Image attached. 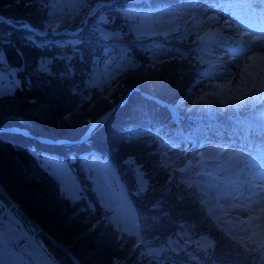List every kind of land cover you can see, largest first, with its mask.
Instances as JSON below:
<instances>
[{
  "label": "trees",
  "instance_id": "1",
  "mask_svg": "<svg viewBox=\"0 0 264 264\" xmlns=\"http://www.w3.org/2000/svg\"><path fill=\"white\" fill-rule=\"evenodd\" d=\"M99 1L109 0H72L63 8L55 0H0V14L17 24L0 17V72L14 85L0 93V126L73 139L112 108L78 143L48 145L0 130V212L6 206L14 210L54 264H264V236L240 231L246 220L223 222L241 205L232 195L243 190L231 183L248 179L245 168L255 163V155L236 165L241 151L216 152L196 158L194 168L182 172L167 160L155 131L169 116V106L139 90L128 92L139 86L175 103L206 74L209 60L201 42L211 37L188 32L199 20L196 13L183 20L182 11L171 33L133 29L141 13L189 0H114L85 21ZM55 21L58 29H80L53 33L48 29ZM21 23L47 32L38 34ZM161 44H170L165 48L170 52L153 59ZM121 55L126 60L120 66L115 58ZM104 63L118 64L96 82L93 72ZM90 149V156L110 163L114 190L134 221L117 223L113 207L102 201L87 164ZM50 159L65 164L75 190L51 171Z\"/></svg>",
  "mask_w": 264,
  "mask_h": 264
},
{
  "label": "rangeland",
  "instance_id": "2",
  "mask_svg": "<svg viewBox=\"0 0 264 264\" xmlns=\"http://www.w3.org/2000/svg\"><path fill=\"white\" fill-rule=\"evenodd\" d=\"M55 1L63 8L64 5L69 6L72 0ZM197 2L198 4L189 0L188 4L174 5L173 8L156 7L145 11L139 15V21L133 26L134 31L140 34L171 33L177 29L181 13L184 11L186 14L183 20L191 13H196L199 19L188 27L189 31L196 30L197 35L208 34L213 38L207 42V48L203 51V56L209 60L210 67L206 70L208 76L203 77L202 75L201 78H197L190 86L188 93L172 105L173 111L175 110L176 114L184 117L189 107H184L185 101L201 96L202 102L199 109L204 108V112L210 116L212 115L208 113V110L214 113L227 108L230 104L239 108V111L247 110L264 116V100L261 102V98L257 99L258 95L256 98L253 96L259 80L261 82L258 91H264V33L256 30L260 27L258 22H255L256 16L261 13L256 9L260 7L250 4V0H197ZM56 23L55 21L52 25ZM245 34L249 35L250 41L257 40L258 46L245 48L246 51L241 52L237 58L231 57L229 53L231 48H239L237 46L244 48L248 45V41L235 42L237 39L233 40V37ZM166 49L162 44L161 47L154 48L153 59L170 52ZM115 59L120 61V66L126 60L122 55ZM228 63L232 65L227 68ZM117 64L104 63V66L97 68L93 72L94 81L98 82L103 76H110L116 70ZM229 69L232 71L231 74L228 72ZM245 82L250 84L247 90L242 89V84ZM13 88L11 77L6 72H0V93L9 92ZM250 89L251 92H249ZM220 93L223 95L219 99L217 94ZM262 96L264 97V93ZM197 127V129L195 127L183 129L181 134L171 136V133H174L171 129L176 128L174 122L167 121L166 124L156 126V132H160L162 141H164L167 160L172 161L176 166L188 165L190 162L189 167H191L196 158L210 156L216 152H221L226 156L229 152L241 151L242 155L236 158V165H241V160L248 159L250 154H256L258 159L254 166L245 168V173L249 174V182L242 185L245 188L244 191L241 194L232 195L240 200L242 206L231 209L224 216L223 222L227 225L231 222L246 220L247 225H241L240 231L247 234L251 230H257L260 235L264 236V146H258L256 142L251 143L236 137L229 138L224 135L222 138L219 132L229 133L231 131V127H228L225 122L213 125L201 124ZM239 132L241 134L242 129H239ZM186 136L192 142L187 141ZM180 138H182L181 142ZM201 139L203 140L199 143ZM49 164L51 171L65 187L71 190L76 189L77 183L71 179L63 162L50 159ZM87 164L102 201L114 209L115 221L121 225L134 221L130 207L114 190L110 163L99 156H90L89 153ZM228 203V197L224 196V206ZM4 210L6 215H4ZM4 210L0 212V264H54L47 256L42 242L27 229L15 211L8 206Z\"/></svg>",
  "mask_w": 264,
  "mask_h": 264
},
{
  "label": "bare ground",
  "instance_id": "3",
  "mask_svg": "<svg viewBox=\"0 0 264 264\" xmlns=\"http://www.w3.org/2000/svg\"><path fill=\"white\" fill-rule=\"evenodd\" d=\"M260 31L261 32H263L264 33V28H260ZM235 39H237V40H235ZM233 40H235V42H243V41H248V45L246 46V47H244V48H242L241 46H237V47H239V48H231L230 50H229V53L231 54V57H235V58H237V57H239L240 55V53L241 52H244V51H246V49H248V48H255L256 46H258V41L257 40H254V41H250V37H249V35H247V34H245V35H240V36H237V37H233ZM246 48V49H245ZM232 65V63H228L227 64V68L228 67H230ZM230 70V69H229ZM229 72V74H231V70L230 71H228ZM260 82H261V80H259L257 83H256V86H255V90H254V94H253V96H254V98H256L257 97V95H258V98L257 99H260V98H263V100H264V97L262 96V94L264 93V92H262V91H258V89H259V84H260ZM245 89V90H247V89H249L250 88V84L249 83H243L242 84V89ZM249 92H251V89L249 90ZM256 94V95H255ZM201 102H202V97L201 96H198V97H195V98H193V99H191V100H189V99H187V101H185V104H183L184 105V107L185 106H189L188 107V110H187V112H188V114L189 113H191L192 111H194L195 109H197V108H200L201 107ZM239 108H236V107H234L232 104H230L227 108H223V109H221V112H234V111H239L238 110ZM174 112H175V110H174ZM238 113L239 112H237V113H235L234 115H238ZM262 130L264 131V126L262 127Z\"/></svg>",
  "mask_w": 264,
  "mask_h": 264
},
{
  "label": "water",
  "instance_id": "4",
  "mask_svg": "<svg viewBox=\"0 0 264 264\" xmlns=\"http://www.w3.org/2000/svg\"><path fill=\"white\" fill-rule=\"evenodd\" d=\"M101 117H102V116H100L98 119H100ZM98 119H97V120H98ZM97 120H96V121H97ZM96 121H95V122H96Z\"/></svg>",
  "mask_w": 264,
  "mask_h": 264
}]
</instances>
